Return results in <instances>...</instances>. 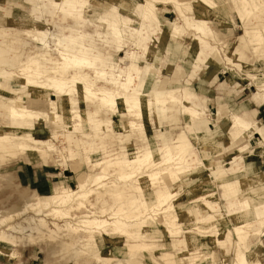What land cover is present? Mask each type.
I'll return each mask as SVG.
<instances>
[{
  "label": "rangeland",
  "instance_id": "obj_1",
  "mask_svg": "<svg viewBox=\"0 0 264 264\" xmlns=\"http://www.w3.org/2000/svg\"><path fill=\"white\" fill-rule=\"evenodd\" d=\"M61 1L0 0V55L18 63H25L38 52L41 53L42 51L35 47L32 39L25 35V28L22 25L23 21L29 24L34 22L43 28L50 29L53 36L49 40L53 45L61 42L57 44L58 47L69 52H78L81 48H87L89 56L96 59L97 70L115 74L119 84L116 86L107 85L106 88H103L108 92L111 90L109 93L122 94L124 91L120 86L121 82H125V78L132 72L134 66H140L142 73L139 83L143 74L145 75V71L148 70L149 81H151H148L147 88L158 90L160 94H163L167 99V105L166 108L160 107L157 117L153 112H150L149 116L139 118L123 108L120 112H116L107 106H100V101L98 100V102L97 99L93 103L83 102L74 93L72 97L76 101L75 104L71 103L70 96L54 97L58 98V111L64 113L61 119H50L44 114L40 118L28 122L13 123L10 118L0 116V127L14 128L15 135L23 134L22 136L25 137L23 142L27 144L26 148L18 149V152L0 154L2 156L0 162V215L14 214L15 211L26 207L29 202H36L51 194L55 187L58 190H62L64 187L76 189L80 179H87L88 185L85 189L89 191L87 199H82L83 205L79 209L72 210L71 217H63L64 219L48 217L50 224L53 221L59 222L62 228L55 236L56 238L50 237L51 241L48 237L32 240L26 235L15 238L11 244L0 242V264H195L196 257H202L204 264H234L236 235L232 227L230 229L232 232L231 243L226 247L217 246L197 226L196 228L193 226L192 229L185 228L182 230L183 232L170 235L164 225L156 223L158 219L162 222L161 217L159 218V214H153V212L155 226H160L164 237L146 238L150 247L145 249L140 246L142 241L138 238L129 239L108 235L103 229H96L95 235L98 242L95 246L92 243L84 242L91 234L83 231L87 227L82 224L81 220L85 219L87 215L92 218L108 219L121 204L127 210L132 204L129 202L131 199L136 198L143 201L145 198L154 197L153 192L163 186L162 183H158L153 190L136 189L137 177L120 179L121 172L116 170L114 161L119 156L129 159L132 152L139 154L149 147H163V143L170 145L171 141L177 138L182 137L190 140L191 132L187 126L191 127L193 132L202 131L203 129L197 127L196 121L198 120L190 122L187 115L184 114L186 105L196 104L194 105L199 110L200 117L206 122L203 132L215 128L222 118L233 125L235 122L234 109L240 115L238 107L240 105H243L242 109H257L259 112L255 119H258L261 122L260 125L264 127V105H258L252 100L256 86L264 98V82L256 84V86L251 85L250 83H254L255 79L244 72L243 67V64L244 66L264 67V47L253 52L250 44L238 52V46H242V44L244 46L245 40L248 39L242 41L238 39L245 28V23L241 21L238 14L243 10V5L238 0H211L215 6L212 4V7H208L207 12L200 10L199 2H197L195 4L196 15L208 18L209 27L213 29L215 37L212 36V33H204L196 26L188 27L183 32L180 47L176 43H171L166 47L162 43V29L165 27V23L152 20L150 21L152 28L149 26L146 28L149 35L147 50L143 51L140 47H145V45L141 42L138 32L130 31V28L139 29L141 27L140 17L136 15L139 6L136 0H113L114 4L107 12L97 8L98 11H102L96 18L92 12L86 11L89 0L80 1L83 3V6L79 7L82 18L72 17L69 12H65L61 5H57V2ZM249 1L253 7L250 9L254 14L257 13L256 18H254L256 15L251 14L250 21H255L259 28L264 29V0ZM45 2L47 3L46 7L43 5ZM217 8L220 9L217 10ZM115 11L121 16L117 26L113 28L108 25V20L101 19V16L113 18L111 15ZM8 17L19 23L7 21ZM161 17L162 19H178L176 10L171 3L167 8L162 9ZM130 18L133 19L131 26L128 24ZM189 33H194L193 37ZM200 36H203L202 39H206L212 48H216L217 58H209L210 56L207 54L203 59H199ZM226 48L230 49L232 55L234 53V56H230L231 59L225 53ZM51 55L48 56L47 62L44 61L47 66H53L51 60L62 61L57 54L52 53ZM18 69L13 71L21 74ZM93 69L86 68L85 72L94 77L97 72ZM64 70H66V74H64L66 78H71L75 74V70L71 68ZM221 70L225 73H220L219 80L222 86H226L223 89L218 88L220 83L213 84L214 79L211 80L212 76H216L217 71L221 72ZM233 71L237 72V76H232ZM47 73L48 75L51 73L50 69ZM48 75L43 79L47 80ZM1 81L6 90L17 87L12 80L2 78ZM197 81L200 83L196 84ZM139 83L138 85H140ZM203 83H206V86L210 83V89L203 90ZM5 84L8 86L6 87ZM79 86L81 89L84 88L83 84H79ZM4 88H0L1 92H5ZM95 89H102L101 84L98 83ZM171 96H174L176 100L171 101ZM219 103L222 104L219 105ZM72 110L77 113H71ZM77 114H81L82 118ZM124 123L126 124L124 125ZM240 132L244 131L240 130ZM161 137L163 140L160 139ZM261 144H263L262 135L256 132L249 138L247 151L254 152L256 146H261ZM192 149L199 159L197 145L193 144ZM241 150V145L234 148L235 152ZM255 154L258 156L252 162V166L254 170L263 174L264 181V151L261 154L259 151ZM213 155L211 153L208 158L204 159V162L208 164ZM244 156L242 154L243 159L239 158V164L243 166V171L232 170V161L229 160L224 166L225 178L215 179L214 182H227L225 185L229 186V189L232 190L236 187L240 189L242 184L235 182H244L239 179L251 172L247 169L251 163L246 161ZM201 157H204L202 152ZM23 162H29L35 166L28 176L37 182H44L43 187L37 188L34 184L36 181L31 183L20 180L18 164ZM193 165L201 166L200 160H196ZM104 167L108 168L107 178L104 177L99 184H91L94 177L102 173ZM35 170H40V174L34 176ZM205 171L212 174L206 167ZM145 172V169L141 171L143 174ZM200 173L197 170H191L182 174V177L189 179L186 182H200L206 176L190 179ZM215 176L216 174H212V177ZM241 190L244 191V188ZM34 191L38 195L31 197L30 195ZM219 191L221 200L219 210L221 213L227 214L230 208L226 200L221 198L222 190L219 189ZM196 193L188 192V198L193 199ZM25 199L28 202H25ZM193 212H196V209ZM181 214L185 216L186 213L182 212ZM31 215H33V211L26 213L28 217ZM182 215L180 216L184 217ZM142 220H144L142 217L135 219L132 222V229L137 235L149 236L150 232L145 228L146 226L143 227L145 221ZM15 221H21V218H16ZM66 222L79 229L76 234H79L81 239L82 236L84 237L80 244L78 241L76 244L73 239L76 234L65 229ZM187 224L189 223L187 222ZM1 227L5 229L4 225ZM155 234L157 235V233ZM188 236L195 238V242L191 246L196 245L197 249L189 250L187 248L186 239ZM259 238L264 241V234L261 237L260 235H251L249 242L254 244ZM85 244L88 246L86 245V247ZM182 250H187V255L182 256V253H179Z\"/></svg>",
  "mask_w": 264,
  "mask_h": 264
},
{
  "label": "bare ground",
  "instance_id": "obj_2",
  "mask_svg": "<svg viewBox=\"0 0 264 264\" xmlns=\"http://www.w3.org/2000/svg\"><path fill=\"white\" fill-rule=\"evenodd\" d=\"M80 1L81 0H62L61 2H57V5H61L64 11L69 12L72 17L82 18L80 8L83 6L82 2H85V0L82 2ZM107 1L89 0L86 5V11L92 12L96 18L97 15L101 13L100 11L104 10V12H107L113 6V0H110L112 2ZM136 1L137 4H139L136 15L140 17L141 27L139 29L130 28V31L133 30L134 32H138L142 40L141 42L145 45V47H140L143 51L147 50L146 47L149 43V35L146 28L147 26L152 28L150 25V21L152 20L165 23V27L162 29V43L165 44L166 47L171 43H176L178 47H180L179 45L182 42L181 38L185 28L188 29V27L196 26L203 30L204 33H207L206 30L211 29L208 24V18L198 17L195 9V4L199 2V9L208 12V7H212V4H214L211 0ZM238 1L243 5L242 8L244 10L238 14L240 15L241 21L245 23L244 32L242 35L238 36V39L240 41L248 39L247 41L245 40L244 46L243 44L242 46H238L237 50L240 52L247 45L251 44L252 51L257 52L261 50V47H264V29L259 28L255 21H250L251 14H254L251 2L249 0ZM169 3L175 8L178 19H162L161 11L163 8H167ZM43 5L46 7L47 3L45 2ZM250 7L252 9H250ZM97 8H101L102 10L98 11ZM218 9L220 8H217V10ZM111 16H113V18L101 16V19L108 20V25L115 28L121 15L115 11ZM256 17L257 15L254 18ZM109 19L111 20L110 22ZM129 20L128 24L131 26L133 19L130 18ZM7 21L19 23L12 18H9ZM22 25L25 28V35L30 37L35 47L39 48L42 52H38L37 55L32 56L31 59L25 63L19 62L20 64L15 62V60L13 61L5 58L4 55H0V88H4V83L1 81L2 78L14 81L16 84L15 86H17L9 90L4 88L5 92H1L0 90V116L10 118L13 123L28 122L40 118L41 115L44 114L50 119H61L64 113L58 111V98L55 99L54 97L70 96L71 103L75 104L76 101H74L72 97L74 93L83 102L90 101L93 103L97 99V101H100V106H107L116 112H120L123 108L130 114L138 116L139 118L149 116L150 112H153L157 117L160 107L166 108V97L160 94L158 90H150L147 88L151 81H149L150 75L148 74V70L145 71V75L143 74L139 83L140 85H138L137 81L141 76L142 68L140 66H134L132 72L125 78V82H121L120 86L123 88L124 92L122 94L109 93L111 90L108 92L103 88H106L107 85L116 86L119 82L115 74L105 70H97L95 67L96 59L89 56L87 48H81L78 52H69L58 47L57 44L61 42L55 44L56 46L51 43L49 39L53 36V33L49 28H43L34 22L29 24L23 21ZM189 34L191 37L194 35V33ZM202 37L203 36L199 37V59H203L207 54H209V58H217L218 52L216 48H212L209 42L206 39H202ZM52 53L57 54L62 61L51 60L53 66L49 67L45 62L48 61V56H52ZM225 53L230 59V56H234V53L232 55L230 49L226 48ZM37 56H39V58H37ZM42 61L45 62L43 63ZM19 67L21 68L18 69ZM243 67L244 72L255 79V84L259 85L264 82V67L244 66V64ZM66 68L75 70V74L71 78H66L64 76V74H66V70L64 69ZM86 68H94L97 75L95 74L94 77L91 76L90 73L85 72ZM14 69H18L21 74L13 71ZM48 69H50L51 72L49 75L47 73ZM47 75L48 79H43V77ZM232 76H237V72L233 71ZM98 83L101 84L102 89L96 90L95 87ZM79 84H83L84 88L81 89ZM5 85L6 87L8 86L7 84ZM45 94L46 96L44 97ZM255 96L257 97L258 94ZM175 100V97L171 96V101ZM194 104L186 105L184 114L187 115L190 122L194 120L205 122V119L200 117L199 110L195 106L196 104ZM71 113L77 112L72 110ZM237 113L238 112L234 109L235 122H233V125L222 118L215 128L208 129L202 134L193 132L191 127L187 126L188 130L191 132L190 140L181 137L171 141L170 145L163 143V147H149L146 151L139 154L132 152L129 159L120 156L118 159L114 158L115 168L117 171L121 172L119 175L120 179L137 177L136 189L141 191H146L148 189L153 190L157 187L158 183H162L163 186H160L153 192V198H145L143 201H139L136 198L129 200L132 204L130 203L131 206H129L127 210H125L123 204H121L108 219L98 217L92 218L87 215L81 222L87 227V229H83V231L85 230L91 235L84 242L92 243L93 246H95L98 242L95 235L97 232L96 229H103L108 235L127 237L129 239L138 238L142 241L140 246L147 249L150 247V244L146 242V238L152 236L164 237L163 230L160 226H155L157 223L159 225H164L170 235L178 234L182 230H185V228L192 229L193 226L195 228L196 226L200 227L217 246L223 245L226 247L231 243L232 232L230 229L232 227L236 235L234 264H264L263 239L259 238L254 244L249 242L251 235H260L261 237L264 234V181L262 174L254 170L252 166V162L258 156L255 152L259 151L261 154L264 151V128L260 130L263 144H261V146H256L254 152L247 151L248 139L255 128L244 121ZM77 115L82 118L81 114ZM125 124L126 123H124V125ZM131 124L132 123H130V125ZM141 124L143 125V123ZM132 125L134 126V124ZM202 125H204V123H202ZM240 130L244 132L241 133ZM22 135L23 134L15 135V130L12 127H0V154L14 153L16 151L18 152V149L26 148L27 144L23 142L25 137ZM160 139L163 140L162 137ZM192 143L197 145L199 159L196 153L193 152ZM239 145H241L242 150L235 152L234 148ZM201 152L204 154L205 158L201 157ZM211 153L214 155L211 161L206 164L204 159L208 158ZM242 154L245 155L244 159L251 163L247 168L251 170V172L246 173L242 179H239V181L244 182L235 183H241L242 185L240 186L244 188V191H242L241 188L237 189V187L232 190L229 189L230 187L225 185L227 182H214L215 179L225 178L226 171L224 166L229 160L232 161V170L243 171V166L239 164V158L243 159ZM1 160L2 156H0V162ZM196 160H200L201 166L193 165ZM205 167L212 174H216V176L212 177V174L210 175L208 171H205ZM143 169L146 170L144 174L141 173ZM191 170H197L201 173L190 179L203 176L206 177L200 182H186L189 179H184L182 174ZM107 175L108 168L104 167L102 173L95 176L91 184H99L104 177L107 178ZM86 180L87 179H80L76 189L64 187L62 190H58V188L55 187L51 194L42 197L36 202H29L26 207L16 211L14 214H9L8 216L0 215V242L11 244L15 238L26 235L32 240L48 237L51 241L50 237L54 238L57 236L62 228L59 222L53 221L50 224L48 217H71L72 210L79 209L83 205L82 199L86 198L89 194V191L85 189L88 185ZM208 189L210 190L208 191ZM219 189L222 190L221 198L226 200L230 208L227 214L221 213L219 210L221 203ZM203 190L206 191L203 192ZM237 191L239 192L237 193ZM188 192L197 193L193 199H189L187 195ZM195 209L196 212H193ZM28 211H33V215L29 217L26 216ZM158 211L159 213H157ZM182 212L186 213L185 216L181 214ZM152 213L159 214V218L161 217L160 219L162 222L158 219L155 223ZM138 217L144 219L142 220L145 221L143 227L146 226L145 228L149 230V236L137 235L132 229V222ZM16 218H21V221H15ZM187 222L189 224H187ZM3 225L5 229L1 227ZM65 229L72 231L74 234L79 230L69 222H66ZM199 232L201 231L199 230ZM155 233H157V235ZM73 239L76 244L78 242V244H80L84 237L82 236L81 239V236L76 234ZM194 242L195 238L187 237L186 244L189 250L197 249L196 245L191 246ZM86 245L87 244H85V246ZM179 253L185 256L187 255V250H182ZM195 264H204L202 257H196Z\"/></svg>",
  "mask_w": 264,
  "mask_h": 264
},
{
  "label": "crops",
  "instance_id": "obj_3",
  "mask_svg": "<svg viewBox=\"0 0 264 264\" xmlns=\"http://www.w3.org/2000/svg\"><path fill=\"white\" fill-rule=\"evenodd\" d=\"M211 28V27H210ZM207 31V33H212L213 35V37H215V33H213L214 31H213V29L211 28L210 30H206ZM220 71V70H219ZM220 73H224V72H222V70H221V72H218L217 71V73H216V76L214 75V76H212V78H211V80L212 79H214V81H213V84H218V83H220ZM225 74V73H224ZM141 77V76H140ZM140 77H139V79H138V81H137V84L139 83V80H140ZM206 78V77H205ZM206 80V79H205ZM212 82V81H211ZM200 82H196V84H199ZM251 85H255L256 86V84L255 83H250ZM218 86V85H217ZM203 90L204 89H207V90H209L210 89V87H211V84L209 83V84H207V86H206V83H203ZM226 88V86H222L221 85V83L219 84V89H223V88ZM256 94H258V96L256 97L255 95ZM197 96H198V94H197ZM199 97V96H198ZM208 100V99H207ZM252 100L255 102V103H257L258 105H264V98H262V96H261V94H260V92L258 91V88H257V86H256V91L253 93V97H252ZM257 100V101H256ZM218 102H221V101H218ZM222 103H219V105H221ZM218 105V104H217ZM238 106V105H237ZM242 106L243 105H240V106H238L239 107V109H240V116L243 118V120L244 121H246L247 123H249L253 128H255V130L253 131V134L254 133H256V132H260V130L261 129H263L264 127L263 126H261L260 124H261V122L258 120V119H255V116H256V114L259 112L257 109H253V110H250V109H242ZM204 123V122H203ZM196 124H197V127L198 128H200V129H205V124H206V122L204 123V125H202V123L201 122H199V121H196ZM259 125V126H258ZM204 127V128H203ZM258 129V130H257ZM203 130L202 131H200V132H197V133H205V131L203 132ZM252 134V135H253ZM260 134H261V132H260ZM251 135V136H252ZM250 136V137H251ZM249 137V138H250ZM248 142H249V139H248ZM258 161V160H257ZM31 165V163H29V162H27V163H19L18 164V169L20 170L19 171V175H18V177L20 178V180H24V182H31L32 183V181H36V180H33L31 177H29L28 176V174H29V172L30 171H32V169L35 167V166H30ZM1 167V166H0ZM35 169V168H34ZM40 170H35L34 172H33V175L34 176H37V175H39L40 173ZM262 176H263V174H262ZM38 180V179H37ZM34 184H35V186L37 187V188H39V187H43L44 185H45V183L43 182V183H41V181H36V182H34ZM38 195V193L37 192H35L34 191V193L32 194V195H30L31 197H36ZM25 198H26V196H25ZM26 201L25 202H28L27 201V199H25ZM18 211V210H17ZM16 212V211H15Z\"/></svg>",
  "mask_w": 264,
  "mask_h": 264
}]
</instances>
